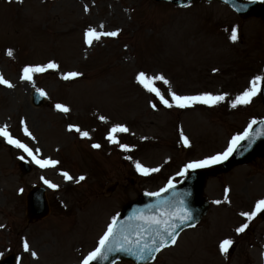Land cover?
Listing matches in <instances>:
<instances>
[{"label":"rangeland","instance_id":"obj_1","mask_svg":"<svg viewBox=\"0 0 264 264\" xmlns=\"http://www.w3.org/2000/svg\"><path fill=\"white\" fill-rule=\"evenodd\" d=\"M89 29L118 35H102L89 45ZM50 62L59 68L32 73L29 82L22 78L25 67ZM70 72L82 75L63 79ZM140 72L169 81L154 86L171 108L138 82ZM0 75L13 85L0 84V128L6 125L33 150L29 155L0 136V258L15 253L17 264H82L126 201L178 181L186 162L224 153L234 136L264 117L262 82L251 103L232 107L255 77H264V20L243 19L218 2L180 8L152 0L0 1ZM35 88L48 97L40 107L33 103ZM173 92L225 99L180 108L171 100ZM115 125L128 132L114 135L119 143L104 142ZM33 156L59 164L42 168ZM21 157L33 166L28 174L19 168ZM137 162L159 171L143 175ZM80 176L85 179L77 183ZM38 185L46 188L50 211L30 221L27 196ZM191 237L149 264H187L183 250Z\"/></svg>","mask_w":264,"mask_h":264},{"label":"snow or ice","instance_id":"obj_2","mask_svg":"<svg viewBox=\"0 0 264 264\" xmlns=\"http://www.w3.org/2000/svg\"><path fill=\"white\" fill-rule=\"evenodd\" d=\"M21 2H22V0H21ZM86 35L88 37L86 42L89 45H91L93 40H99L102 35L116 36V35H118V33L117 32L98 33L95 29H89ZM230 39L233 42H235L238 39V33H237L236 29L232 30ZM8 55L9 56L13 55L12 50L8 51ZM58 68H59V65H57L55 62H50L47 65H42V66H28V67L24 68V70H23L24 76L22 78L25 80L31 81L32 80V73H43L49 69L55 70ZM80 75H82V74L78 73V72H70V73L65 74L63 76V79H65V80L74 79ZM137 80L149 92L155 93V95L157 97H159L160 101L162 103H164L167 107L171 108L173 106L172 103H169V101L164 98V96L161 94L160 90L154 86L155 81H157V80L163 81L165 84L169 83V81H167L163 75L150 77L145 72H140L137 76ZM260 82H264V77H261V76L255 77L253 79V81L251 82L252 87L250 89L244 91L241 95L237 96L235 98V100L232 102V107L235 108L238 105H247V104L251 103L252 98L258 94L259 89L257 88V84ZM0 84L6 85L7 87H13V85L9 81L4 79L3 75H0ZM39 91L41 92V95H46V93H44L43 90H39ZM224 99H225L224 95L214 96L211 93H204L202 95H197V96H181V95H177L174 92L171 93V100L176 102V106L180 107V108L191 107L197 103L214 105V104L220 103ZM55 107L59 111L64 112V113H67L70 110L67 106L62 105V104H57ZM153 107L155 108L156 105L154 104ZM101 119H104V117H101ZM255 124H257V121L255 119H253L251 121V123L248 125V128L243 133H241L237 136H234L230 142L229 148L224 153L218 154L216 156L208 157L205 160H200V161L190 163V164L186 165L185 171H187V169H189V168L206 167L209 164L219 163L222 160L227 159L228 156L232 152L235 151L237 146H239L241 141L247 140L251 136V129L253 128V125H255ZM69 130H75L76 132L80 133L83 137L89 136V134L87 132H82L81 129L79 127H76V126H69ZM111 131L113 133H118V132L123 133V132H128V128L123 126V125H116L115 127L112 128ZM25 134L28 136H31V133L28 131L27 127H25ZM0 136L7 138L9 144H13L17 148H22L29 155H33V150L31 148H29L26 144H23L18 139H14L12 137V135L8 132L6 125L4 127L0 128ZM108 139L110 141H112L113 143H119V141L113 135H109ZM183 140H184L185 145L189 144V140L186 136L183 137ZM92 146L94 148H100L101 147V145H99V144H93ZM120 146L126 151L129 149L128 145H120ZM21 159H23V157H21ZM33 159H35V162L37 164H39L42 168H44V167H55L57 164H59V161L51 160V159L40 160V159H36L35 156H33ZM136 168L143 175H148L151 172L159 171L158 168H153V169L145 168L139 162H137ZM63 176L67 180H73V177L70 176L69 173H67V172H64ZM84 179H85L84 176H80L76 182L79 183L80 181H83ZM45 183H48L49 186L52 188L58 187L57 185L52 184L49 181H45ZM168 187L172 188V187H174V185L171 182H169ZM21 191H23V189H21ZM150 195H159V193H151ZM225 199H227V197H225ZM215 203L219 204V203H221V201H215ZM261 211H264V200H260L257 203L256 210L254 212H251V213L245 212V213H241V215L247 216L249 219H251L258 212H261ZM179 218H180L181 222L192 219L191 214L188 213L187 210H184L183 214ZM147 219H148L150 225L151 224L159 225V224L167 223L166 221L160 220L156 217H150ZM115 222H116V218L113 217V223L108 226L107 232L99 241V247H97L93 252L89 253V255L86 258H84L82 264H91V262L93 260H95L97 257H99L102 254L103 247L107 244L109 239L114 234ZM169 227H170V225H169ZM247 227H248V225L244 224L240 228H238L237 231L238 232H244ZM165 231H167V228L165 229ZM174 231H175V229L173 228L172 231L167 232L168 236H172L171 241H169L164 234L158 233V235H160V237H161L160 245H157L155 240L152 241V245L155 247V250L158 251L160 249L161 245L164 247L169 246V244L174 245L176 243V237L173 234ZM137 243L139 244V240L137 241ZM232 244H233L232 240H224L220 244V250L222 252L226 253V252H228V250L232 246ZM144 248L145 249L149 248V245L145 244ZM24 249H25V251L30 250V246L26 240L24 241ZM31 255L36 256L37 254L35 252H31ZM141 258H143V252H141Z\"/></svg>","mask_w":264,"mask_h":264},{"label":"water","instance_id":"obj_3","mask_svg":"<svg viewBox=\"0 0 264 264\" xmlns=\"http://www.w3.org/2000/svg\"><path fill=\"white\" fill-rule=\"evenodd\" d=\"M169 1L184 5L191 0ZM230 3L241 14L249 15L257 13L264 16V6L259 3H243L239 0H230ZM257 151H264V122L257 125V127L251 133V136L240 144L238 152H236L233 158L225 164V167H229L238 161L247 159ZM22 169L24 172L27 171V168L24 164H22ZM199 179L201 186H203L204 177L201 176ZM191 181L193 180L191 179ZM194 185L195 188H198L199 190L197 191V194H200L202 189H200V184L197 182V178L195 179V183H193V186ZM184 186L185 184H181L180 186L176 187V189L178 192L182 193ZM38 194L39 192L34 193V198L36 197V200L34 199L31 203L32 212L34 215H41L47 211L45 200L42 194L41 196H38ZM162 195H143L140 196L136 201L128 203L122 210L115 223L113 236L103 247L102 254L97 258V261L93 262L92 264H109L117 258H128L135 262H144L150 259L157 251L152 245V241L155 240L156 244L160 245L161 237L158 235V233L164 234L167 239L171 241L172 236H168L167 232L172 231L174 228L175 231L173 234L176 235L179 230H181L183 227V222H181L179 217L182 215V211L180 209V201L177 204V208L172 210L169 209L172 200L175 196H177L176 191L170 190ZM150 217H156L160 220L166 221L167 223L150 225L147 219ZM166 228L167 231H165ZM138 240L139 244L137 243ZM145 244L149 245V248L145 249ZM161 247L163 246L161 245L160 248ZM141 252H143V258H141ZM101 261L107 262L102 263ZM1 264H13V259L9 258Z\"/></svg>","mask_w":264,"mask_h":264},{"label":"flooded vegetation","instance_id":"obj_4","mask_svg":"<svg viewBox=\"0 0 264 264\" xmlns=\"http://www.w3.org/2000/svg\"><path fill=\"white\" fill-rule=\"evenodd\" d=\"M245 169L236 173L242 177H236L230 182V188L234 194L232 200L226 202L222 189L223 183L212 184L209 194L213 199L212 208L207 217L195 229L200 237L196 242L212 238V234L221 228L230 240L233 241L230 254L231 264H264V213L258 212L253 218L242 216L241 213H251L256 210V200H264V156L255 160ZM219 179V178H218ZM215 201H221L217 204ZM247 224L244 232L237 229ZM190 233V232H187ZM217 233V232H216ZM191 240H194L193 235ZM198 253V247H185V255L188 258ZM260 256L262 260L260 261Z\"/></svg>","mask_w":264,"mask_h":264},{"label":"bare ground","instance_id":"obj_5","mask_svg":"<svg viewBox=\"0 0 264 264\" xmlns=\"http://www.w3.org/2000/svg\"><path fill=\"white\" fill-rule=\"evenodd\" d=\"M86 48H85V46L83 45L82 47H81V49L80 50H85ZM26 82H29V81H27L26 80ZM26 82H24V84H28V83H26ZM33 87H31V89H32ZM95 87H93V88H91V89H94ZM96 90L98 91V87L96 86ZM116 126V125H115ZM115 126H112V128L113 127H115ZM113 133V132H112Z\"/></svg>","mask_w":264,"mask_h":264}]
</instances>
